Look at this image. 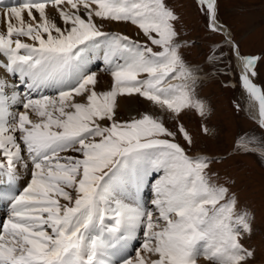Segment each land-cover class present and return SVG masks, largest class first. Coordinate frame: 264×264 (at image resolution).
Returning a JSON list of instances; mask_svg holds the SVG:
<instances>
[{"label":"snow or ice","instance_id":"6c2138e0","mask_svg":"<svg viewBox=\"0 0 264 264\" xmlns=\"http://www.w3.org/2000/svg\"><path fill=\"white\" fill-rule=\"evenodd\" d=\"M194 2L221 37L205 64L187 59L198 45L174 0H0V182L30 177L0 192V264H264L238 177L201 147L215 131L200 96L212 69L235 73L264 129V52L241 51L219 0ZM98 54L111 77L102 91ZM122 101L143 110L124 119Z\"/></svg>","mask_w":264,"mask_h":264},{"label":"rangeland","instance_id":"374dc122","mask_svg":"<svg viewBox=\"0 0 264 264\" xmlns=\"http://www.w3.org/2000/svg\"><path fill=\"white\" fill-rule=\"evenodd\" d=\"M174 2L184 18L187 38H190L194 45H198L186 50L187 59L194 64H205L206 54L209 53L214 42L221 40V37L212 35L206 29L204 18L197 11L194 0H174ZM219 19L230 26L235 39L240 43L242 52L251 54L264 52V0H219ZM118 25L127 28L124 24H113L109 27L120 31L117 29ZM123 32L129 34L128 31L123 30ZM208 67L211 69V65ZM100 75L98 90H106L111 84V77L103 73ZM227 83L235 86L226 87L224 84ZM200 96L206 98L213 107V113L207 123L215 131L214 137L201 139V147L212 155L227 157L226 162L218 167L221 172L227 171L238 177L236 190L241 201L255 212L257 226L261 228L255 243L258 249L264 248V156L259 154L264 152V129L254 121L247 106L249 103L252 112L256 114L257 111L254 110L256 104L249 101L247 94L238 86L235 73H217L215 69H212V78L205 80L200 89ZM234 102L241 105L238 113L234 111ZM129 105L124 106L123 112L120 111L124 119L135 115L138 110H143L134 101H131L130 107ZM184 122L194 133H198L200 118L197 115L190 114L185 117ZM249 139L256 141L250 145V148L256 151L244 153L242 150H236V143ZM257 259H262L259 251Z\"/></svg>","mask_w":264,"mask_h":264},{"label":"bare ground","instance_id":"6f19581e","mask_svg":"<svg viewBox=\"0 0 264 264\" xmlns=\"http://www.w3.org/2000/svg\"><path fill=\"white\" fill-rule=\"evenodd\" d=\"M119 26V25H118ZM126 26V25H125ZM127 28L125 29L124 28V26H119V27H117V29H119L120 31H123V30H125V31H128L129 32V35H132V34H134L135 35V31H136V29L133 27V26H130V25H127L126 26ZM116 30V29H115ZM127 33V32H126ZM98 73V72H97ZM98 76H101L100 75V73H99V75ZM100 78V77H99ZM98 78V79H99ZM101 81V80H100ZM103 86V85H102ZM109 86H110V84H109ZM100 88V82H99V84H98V89ZM127 104H130L131 105V101H122L121 102V107H120V110L119 111H121V112H123L124 111V106H127ZM254 104H256L255 102H254ZM130 105H129V107H130ZM129 107H127V108H129ZM254 110H256L257 111V105H254ZM249 147H250V145H249ZM252 147V146H251ZM198 264H209L208 263V261L207 260H205L204 258H200L199 259V261H198Z\"/></svg>","mask_w":264,"mask_h":264}]
</instances>
